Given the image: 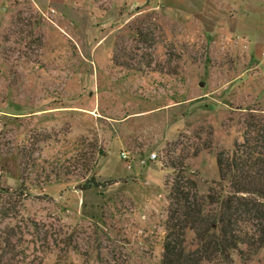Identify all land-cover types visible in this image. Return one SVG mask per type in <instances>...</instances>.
<instances>
[{
    "label": "rangeland",
    "instance_id": "rangeland-1",
    "mask_svg": "<svg viewBox=\"0 0 264 264\" xmlns=\"http://www.w3.org/2000/svg\"><path fill=\"white\" fill-rule=\"evenodd\" d=\"M168 1L0 0V189L31 183L0 231L16 224L22 264H162L168 147L212 125L213 149L185 161L207 193L246 110L264 116V14L246 39L225 38ZM94 146L107 153L97 179L116 181L81 191L74 160ZM233 259L264 264L262 251Z\"/></svg>",
    "mask_w": 264,
    "mask_h": 264
},
{
    "label": "trees",
    "instance_id": "trees-1",
    "mask_svg": "<svg viewBox=\"0 0 264 264\" xmlns=\"http://www.w3.org/2000/svg\"><path fill=\"white\" fill-rule=\"evenodd\" d=\"M42 38L40 31L34 40L41 45ZM243 126L242 138L235 140L233 149L217 152L220 179L207 193H200L185 161L213 149L216 139L212 125L181 135L166 150V166L174 170L175 176L172 182L167 180L169 218L162 264H232L234 253L244 262L253 260L261 251L264 255V116L247 109ZM106 154L94 146L84 157L77 155L73 167L79 169L80 181L76 189H100L116 181L97 179L98 158ZM69 168L59 166L57 174L65 170V175H70ZM28 184L31 185L18 181L16 191L0 189V225L4 218L19 222L21 215L20 211L13 213L17 208L13 198L29 192ZM10 228L5 233L0 231V264H22V241L16 224ZM189 233H193L191 240Z\"/></svg>",
    "mask_w": 264,
    "mask_h": 264
},
{
    "label": "crops",
    "instance_id": "crops-1",
    "mask_svg": "<svg viewBox=\"0 0 264 264\" xmlns=\"http://www.w3.org/2000/svg\"><path fill=\"white\" fill-rule=\"evenodd\" d=\"M169 3L178 17H190L200 31L222 30L225 38L246 39L256 22L252 13L264 14V0H169L165 6L170 8Z\"/></svg>",
    "mask_w": 264,
    "mask_h": 264
},
{
    "label": "built area",
    "instance_id": "built-area-1",
    "mask_svg": "<svg viewBox=\"0 0 264 264\" xmlns=\"http://www.w3.org/2000/svg\"><path fill=\"white\" fill-rule=\"evenodd\" d=\"M261 53H262V55L264 56V48H263V50H262ZM121 157H122L124 160L129 161L130 158H131V157H130V152L127 151V150H123V151L121 152ZM157 157H158L157 153L153 152V153L150 154V156H149V160H150V161H154V160H156ZM141 162L145 163L146 161H145V159H142Z\"/></svg>",
    "mask_w": 264,
    "mask_h": 264
},
{
    "label": "water",
    "instance_id": "water-1",
    "mask_svg": "<svg viewBox=\"0 0 264 264\" xmlns=\"http://www.w3.org/2000/svg\"><path fill=\"white\" fill-rule=\"evenodd\" d=\"M201 85H203V83H201Z\"/></svg>",
    "mask_w": 264,
    "mask_h": 264
}]
</instances>
